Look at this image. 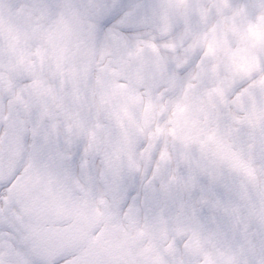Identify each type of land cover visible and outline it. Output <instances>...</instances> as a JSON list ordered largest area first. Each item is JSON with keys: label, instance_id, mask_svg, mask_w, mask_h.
<instances>
[{"label": "flooded vegetation", "instance_id": "flooded-vegetation-1", "mask_svg": "<svg viewBox=\"0 0 264 264\" xmlns=\"http://www.w3.org/2000/svg\"><path fill=\"white\" fill-rule=\"evenodd\" d=\"M150 1L0 0V264H264V176L251 166L213 162L230 189L207 188L202 232L178 228L175 198L171 215L153 188L137 190L129 89L161 72L162 52L178 50L162 41L180 32L184 46L203 13L202 0H159L154 12ZM127 30L142 31L139 48ZM106 90L130 104L120 130Z\"/></svg>", "mask_w": 264, "mask_h": 264}, {"label": "bare ground", "instance_id": "bare-ground-1", "mask_svg": "<svg viewBox=\"0 0 264 264\" xmlns=\"http://www.w3.org/2000/svg\"><path fill=\"white\" fill-rule=\"evenodd\" d=\"M208 3L211 4V10L206 12ZM200 6L203 10L201 21L197 20L192 26L184 46L181 45L180 32H176L162 41V43L178 45V50L175 53L162 52V60L166 67L162 74L152 72L159 77L154 89L161 91L160 93L152 91L149 99L153 101L157 109L162 110V114H159L149 127H145L140 135L139 149L147 153L146 162L139 159L135 160L137 190L143 184L147 188L155 189L159 194L160 207L162 202L166 200L171 202V215H175L177 212L172 204V199L175 198L177 200V214L181 218L178 222V228L192 229L195 232H202L211 227L213 203L206 196L207 188L213 185L225 188L228 185L226 183L221 185L218 182L219 166L213 162L207 163L214 161L215 150L211 146L214 144V137L215 141L231 146L232 155L230 159H237L238 152L241 150L237 148L238 136L241 134L240 122H244L246 119L245 114L234 105L233 98L226 110L222 111L218 108L217 112L211 116L208 109L207 92L225 84L227 90L233 88V91L238 93L250 89L263 77L260 75L239 87L240 81L235 71L241 65V59L239 60L241 56L237 52L240 54V50L248 51L246 44L249 40L251 48L257 42L256 36L259 33V29H256L257 26H261V30L264 29V1L255 4L253 0H202ZM244 18L246 19L244 20ZM116 24L117 22L113 21L107 30L116 29ZM216 27L219 34L214 36ZM248 29L254 32L253 37L249 39L247 38ZM137 32L139 33L131 30L124 32L128 39V49L139 48V34H142V31ZM234 33L241 36L235 37ZM234 49L236 51L233 53ZM211 54L213 55L210 57ZM108 65L113 70L111 58L106 61V66ZM263 69L264 67L261 69L258 67L256 71L260 72ZM205 70L211 71L206 79H204ZM165 82L171 84L168 88L162 89L161 86ZM114 83L125 84L118 79H115ZM143 87V84L135 86L137 99L143 100ZM190 100L195 110L199 109L192 141L197 158L203 159L202 167L206 177L200 185L196 186L197 189L194 187L184 188V183L181 182L180 168H177L178 163L175 156L177 151L173 147V143V153L169 149V138L170 136L173 137L174 132L171 130L172 124L179 120V114L182 110L187 111L189 109L191 104H188V101ZM150 153L151 156H149ZM245 162L244 164H246ZM164 164H166V169L163 168ZM251 166L259 167L254 163H251ZM151 173L153 176H150ZM240 186L237 185L238 191ZM229 189L230 186H227L226 190L229 191ZM167 192L166 197L164 194ZM160 207L158 213H160ZM189 216L192 217V220L188 218ZM184 218H188L190 223L183 224L182 220L186 221ZM181 243L182 238L177 243L179 252ZM201 263L202 255L196 264Z\"/></svg>", "mask_w": 264, "mask_h": 264}, {"label": "water", "instance_id": "water-1", "mask_svg": "<svg viewBox=\"0 0 264 264\" xmlns=\"http://www.w3.org/2000/svg\"><path fill=\"white\" fill-rule=\"evenodd\" d=\"M236 104L248 111L254 124L253 143L258 148L264 162V94L260 92H247L239 95ZM116 116V114H114Z\"/></svg>", "mask_w": 264, "mask_h": 264}, {"label": "rangeland", "instance_id": "rangeland-1", "mask_svg": "<svg viewBox=\"0 0 264 264\" xmlns=\"http://www.w3.org/2000/svg\"><path fill=\"white\" fill-rule=\"evenodd\" d=\"M263 36H264V32L261 30V28H260V33H259V38H261V39H263ZM254 54H255V52H254ZM257 60V55L256 56H254V62H256V63H258L259 62V65H258V67H260V69L261 68H263L264 67V56H262V54H259V60L258 61H256ZM237 74L238 75H240V69L238 68L237 70ZM263 71V70H262ZM262 71H261V73H262ZM260 73V74H261ZM140 76H142V73H140ZM207 76H205V78H206ZM155 83V81L154 82H152V85ZM262 84H264V81H260L259 83H258V85H262ZM223 89H224V86L222 85L221 86V90H222V92H223V97H222V104H223V107L224 108H221L222 109V111L223 110H226V108H227V106L229 105L228 104V102H229V99H230V95H228V94H230V92L231 91H227V90H224L223 91ZM213 105H214V107H215V110L217 109V104H216V102L215 101H213ZM142 108H143V105L141 104L140 105V108L138 109V111H139V113H138V115H139V117H138V122H140V123H144V115L147 113H144L143 114V110H142ZM146 110H147V108H146ZM141 112H142V115H141ZM182 117L183 116H181L180 115V122L181 121H183L182 120ZM247 119H245V120H248L249 122H250V119H249V117H246ZM188 120V122L190 121V120H192V118H188L187 119ZM149 122H150V120H149ZM246 122V121H245ZM149 124V123H148ZM148 124H146V126L148 125ZM143 126V125H142ZM248 127L249 126H247V124L245 123L244 124V126H243V129H246V130H248ZM217 142V141H216ZM218 144H220L221 146H222V156L224 157V158H226L227 159V156L229 155L228 154V152H227V148H226V146H225V144L224 143H220V142H217ZM249 145H250V143H249ZM223 147H225V148H223ZM250 147H251V145H250ZM249 147V149H250V152L249 153H247V155L248 156H251L252 157V159L254 160L255 159V157H257V155H256V152L254 151V149L251 147L250 148ZM252 149V150H251ZM229 151V150H228ZM140 153H138L137 152V150H136V158L137 157H139L138 155H139ZM143 154H142V152H141V154H140V157L139 158H142L143 156H142ZM257 161V160H256ZM260 169V168H259ZM260 172H261V176H263L262 175V172H263V174H264V169L262 168L261 170H259ZM255 185H252V184H248V188H252V187H254Z\"/></svg>", "mask_w": 264, "mask_h": 264}]
</instances>
